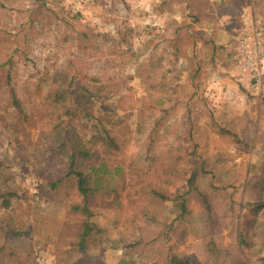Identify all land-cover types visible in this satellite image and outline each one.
<instances>
[{
    "label": "rangeland",
    "instance_id": "1",
    "mask_svg": "<svg viewBox=\"0 0 264 264\" xmlns=\"http://www.w3.org/2000/svg\"><path fill=\"white\" fill-rule=\"evenodd\" d=\"M226 4L0 0V264H264V89L240 80ZM53 89L93 98L91 118L69 122ZM74 146L109 170L96 187L87 169L88 210Z\"/></svg>",
    "mask_w": 264,
    "mask_h": 264
},
{
    "label": "trees",
    "instance_id": "2",
    "mask_svg": "<svg viewBox=\"0 0 264 264\" xmlns=\"http://www.w3.org/2000/svg\"><path fill=\"white\" fill-rule=\"evenodd\" d=\"M94 96V95H93ZM52 102L56 103L57 106H60V108L64 109V112L68 114V121L69 122H75L77 119V116H81L82 114H85L88 118H91L92 114L88 112V109H85V101L93 102V98L90 99L89 95L81 94V95H75L71 91H63L61 89H53L51 90L49 96H48ZM66 114V115H67ZM64 115H61L63 117ZM65 119V118H64ZM67 122V121H66ZM70 126V125H69ZM94 132L98 135V141L101 144L102 148L106 151V154L111 156H116L120 150V145L118 143V140L116 137H114L110 131L104 130L99 124H95ZM98 155V152L90 153V151H87L82 148H78L74 146V152L69 158V164H70V175H76L78 178V189L79 192L85 196V210L87 209L88 201L87 196L89 194V185L87 184V169L90 168V170L94 173L95 179L93 185L98 187L102 176L98 175V173H101L102 168L105 169L107 173H109V170L107 169L104 162H99V166H97L96 162H93L91 158L96 157ZM86 161L88 162L86 164ZM90 164V165H89ZM83 168V169H80ZM80 169V170H78ZM198 171H195L191 176L188 177V191L187 193H192L204 206L206 212H207V218L211 217L212 214V206L208 199V195L203 193L198 184H197V177H198ZM205 174V173H204ZM95 187V188H96ZM10 196H13L12 194H7ZM6 195V196H7ZM157 195L160 196V193H157ZM164 199V198H163ZM183 209L184 204L187 201L186 198H183ZM85 233L84 235L87 236L90 234L92 230V225L87 224L85 226ZM171 264H191L192 262L189 260H183L179 257H172L170 259Z\"/></svg>",
    "mask_w": 264,
    "mask_h": 264
},
{
    "label": "built area",
    "instance_id": "3",
    "mask_svg": "<svg viewBox=\"0 0 264 264\" xmlns=\"http://www.w3.org/2000/svg\"><path fill=\"white\" fill-rule=\"evenodd\" d=\"M243 30L237 39L236 69L243 82L255 91L264 89V20L252 16L249 11L240 15Z\"/></svg>",
    "mask_w": 264,
    "mask_h": 264
},
{
    "label": "crops",
    "instance_id": "4",
    "mask_svg": "<svg viewBox=\"0 0 264 264\" xmlns=\"http://www.w3.org/2000/svg\"><path fill=\"white\" fill-rule=\"evenodd\" d=\"M227 1H231V7H228L227 6V4H226V8H225V10H223L222 12H223V14L220 16L221 18V20L222 19H234L235 20V28L236 27H238V24H240L239 23V16L241 15V13L243 12V11H246V10H248V6L245 8H242V9H240L239 11H235V9L233 8V10H232V6L233 7H235V5L237 4V3H239L238 1L239 0H227ZM233 20H231V22H232ZM234 22V21H233ZM215 29V28H214ZM237 29V28H236ZM205 30H207V32H209L208 31V29H205ZM210 30H213V29H210ZM228 40V39H227ZM212 43V42H211ZM213 47H215V44L213 45Z\"/></svg>",
    "mask_w": 264,
    "mask_h": 264
}]
</instances>
